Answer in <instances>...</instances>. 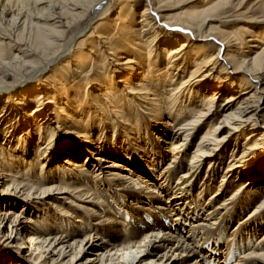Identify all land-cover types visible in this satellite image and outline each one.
I'll use <instances>...</instances> for the list:
<instances>
[{
	"label": "bare ground",
	"instance_id": "6f19581e",
	"mask_svg": "<svg viewBox=\"0 0 264 264\" xmlns=\"http://www.w3.org/2000/svg\"><path fill=\"white\" fill-rule=\"evenodd\" d=\"M126 1L111 40L113 0H0V85L49 73L0 89V264H264L262 20L240 13L249 0H200L181 35L161 23L167 2ZM58 124L85 133L66 142ZM47 208L88 221L46 227Z\"/></svg>",
	"mask_w": 264,
	"mask_h": 264
},
{
	"label": "rangeland",
	"instance_id": "374dc122",
	"mask_svg": "<svg viewBox=\"0 0 264 264\" xmlns=\"http://www.w3.org/2000/svg\"><path fill=\"white\" fill-rule=\"evenodd\" d=\"M115 1L114 4H112L109 9V12L108 14L106 15V18L111 20V25L113 27L110 26V29H109V36L111 38V40H116L119 36V29L117 27V25H119L120 23V20L119 18L122 16V14H127L126 11V8L125 5H127L128 1L126 0H113ZM164 2H167L166 3V6L163 10V12L161 13V15L163 17H161V23L164 24V27L165 29H169V30H172L173 32H175V34H181V35H187V33H184L182 30H180L179 28H176V27H179L178 23L180 21H183L185 16H184V11L192 8V7H195L197 6V4L200 2V0H163ZM210 0H208L209 2ZM240 3H241V0H235L234 1V8L236 7H240ZM260 6L259 3H257V0H249L245 3H243V5L241 6V8H243L240 13H242L243 11H246V10H249V11H252L254 10V16L257 17V19L259 20H262V21H259V22H256L254 23L255 26H257L260 30L264 31V15L263 13L261 12L260 8L258 7ZM257 9V10H256ZM240 13H237L235 12L234 10H231L227 16L228 18L227 19H239V18H242L239 14ZM128 16V15H127ZM127 18V17H126ZM103 19H97L95 20L94 22H92V24L90 25V27L85 31L84 34H82L81 36L77 37L74 42H73V49L71 50V52L73 51L74 53L76 52H79V51H82L83 49L82 48H85L87 47V44L88 42H90L92 40L93 37L91 36H94L96 33H99V32H102V23ZM114 24H117L116 26L113 25ZM110 24V23H109ZM244 23H240V22H237V21H233L231 22L228 27H226L225 29H228V31L231 32V34L235 37V39L237 40V42L241 45V49L243 50L244 47H245V41H244V37L246 34H244L245 32L243 31L242 29V26ZM74 32V31H73ZM73 32H70L67 36V38L65 40H67L68 38L72 37V34ZM244 32V33H242ZM95 33V34H94ZM244 35V36H243ZM74 37L72 38V41H73ZM244 43V44H243ZM112 43L109 45L110 47H112ZM75 48V49H74ZM3 49L5 51V55H6V62L8 63H11L13 62L12 60H14V55L12 54L11 51H9L7 49V47L4 45L3 46ZM241 50V51H242ZM74 55V54H73ZM59 64V63H58ZM58 65H55V70H57V67ZM27 72V71H26ZM94 70L93 69H90V68H85V70H82L81 73L79 74V76H77L78 80H79V83H78V86L79 88L77 89V93L80 94L84 91V87L83 85L85 84V82H91V83H94V74L93 73ZM35 74H30V73H18V74H15L14 75V80H9L8 84L7 85H0V89H2L3 87L5 86H14L16 85L18 82H20L21 80L22 81H25L27 79H33L31 80L30 84L28 86H32L34 85V83H38V80H41L39 83H44L46 82L47 80H49V73H45L41 78H37L36 76H34ZM38 83V84H39ZM69 88V86H67ZM70 90V89H69ZM54 108V107H53ZM216 119V118H215ZM256 120L259 124H261V127L264 126V102L262 104L259 105V110L257 111V115L253 117V121ZM55 121V120H54ZM53 121V122H54ZM58 126H61V127H58L57 130H61V134L59 135H62V140L66 141L65 139H69V141L74 138L75 141H77V136L76 134H84V130H82L81 128L78 129V128H75L73 131H70V130H67V132H65L63 129L65 128L66 125H63V124H58ZM206 128V127H205ZM247 129H249V127H247ZM59 132V131H58ZM57 132V133H58ZM63 132V133H62ZM264 139V138H263ZM242 141H244L242 138L239 139V143H242ZM67 142V141H66ZM234 142V141H233ZM262 145L261 146H255L256 149L260 148V150H264V140L262 141ZM232 144V143H231ZM229 145V150L232 149L233 145ZM254 145H251L250 147H253ZM61 160H63V158H61ZM206 168V167H205ZM38 171V169L36 170ZM212 190V189H211ZM211 191L207 192L210 193ZM207 194L205 193L204 194V197H207ZM65 207V206H63ZM18 208V207H17ZM20 209V208H18ZM48 209V213H46V211H44V213H41V212H37L35 215H37L38 217L36 218L37 220H39L40 218V223L41 225H45L46 227H50V226H53V228H57V230H59V228L62 229V231H66L68 228H70L73 224H75V222H77V220H79L78 218H74L75 214L74 213H71L72 211L74 212V210L71 208V212L69 213H66V214H59V217H58V212L53 209V208H47ZM49 209L53 210V212L55 211V214L53 213L52 214V211H49ZM245 213V212H244ZM242 213L238 218H240L241 216H243ZM40 214V215H39ZM45 214V215H44ZM69 214V215H67ZM42 215V216H41ZM44 215V216H43ZM50 215V216H48ZM69 218H68V217ZM72 216V217H71ZM53 219H52V218ZM56 217V218H55ZM67 217V218H65ZM45 218V219H44ZM49 218V219H48ZM83 220L84 218L86 219V222L88 221L87 217L86 216H83L82 217ZM44 219V220H43ZM52 219V220H51ZM58 219V220H57ZM63 219V221H62ZM65 219V220H64ZM72 219V220H71ZM75 219V220H74ZM77 219V220H76ZM46 220V221H45ZM48 220V221H47ZM81 220V219H80ZM79 222L80 223H84L83 220H81ZM52 224H50V222ZM44 222V223H43ZM60 222V223H59ZM65 222V223H64ZM71 222V223H70ZM73 223V224H72ZM50 224V225H49ZM61 226H60V225ZM66 224V225H65ZM234 224V221L230 224V226H233ZM48 225V226H47ZM70 225V226H69ZM60 226V227H58ZM230 226L228 228H230ZM65 228V229H64ZM67 228V229H66ZM264 230V227L262 229V231L260 233H262ZM73 231V230H72ZM260 233L258 235H260ZM257 235V237H258ZM254 240V239H253ZM0 242L2 244H6V242H2L1 239H0ZM6 251H9L11 249L9 248H5ZM221 250V249H220ZM12 251V250H11ZM14 253V251H12ZM91 256V253H88V254H84L80 259L81 260H86L87 257H90ZM235 257L231 258L229 262H227L226 264H230L232 261H234ZM27 260H29V264H35L34 263V260L31 258H27ZM136 264H139V263H136Z\"/></svg>",
	"mask_w": 264,
	"mask_h": 264
}]
</instances>
